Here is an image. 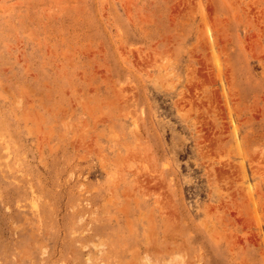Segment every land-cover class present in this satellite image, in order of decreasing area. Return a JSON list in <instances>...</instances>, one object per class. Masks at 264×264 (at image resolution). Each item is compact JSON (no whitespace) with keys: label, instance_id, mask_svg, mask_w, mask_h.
I'll return each mask as SVG.
<instances>
[{"label":"rangeland","instance_id":"rangeland-1","mask_svg":"<svg viewBox=\"0 0 264 264\" xmlns=\"http://www.w3.org/2000/svg\"><path fill=\"white\" fill-rule=\"evenodd\" d=\"M0 264H264V0H0Z\"/></svg>","mask_w":264,"mask_h":264}]
</instances>
